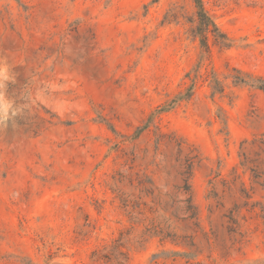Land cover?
Returning <instances> with one entry per match:
<instances>
[{
  "label": "rangeland",
  "instance_id": "obj_1",
  "mask_svg": "<svg viewBox=\"0 0 264 264\" xmlns=\"http://www.w3.org/2000/svg\"><path fill=\"white\" fill-rule=\"evenodd\" d=\"M201 1L204 34L194 0H0V264H264V0Z\"/></svg>",
  "mask_w": 264,
  "mask_h": 264
},
{
  "label": "trees",
  "instance_id": "obj_2",
  "mask_svg": "<svg viewBox=\"0 0 264 264\" xmlns=\"http://www.w3.org/2000/svg\"><path fill=\"white\" fill-rule=\"evenodd\" d=\"M194 1H195L196 6H197V15L199 18L200 27H201L203 34H204V32L213 31L216 28V26H215L214 22L211 20V18L209 17V15L207 14V12L205 11V9L203 8L202 1L201 0H194ZM237 79H238L237 80L238 82H247V83L249 82L251 84H255L259 88L264 89V83L260 84V81H264V80H256L257 82H253L252 80H249L245 77L237 78ZM258 81H259V83H258ZM163 134H165V133L162 132L160 129H158L157 137H156L157 138L156 143H159V140H160L159 138ZM169 136L171 138H174V133H170ZM261 142L264 144V140H261ZM183 143L186 144L187 153L185 154V158H184V164H185L184 169L181 172L183 184L180 186V189L183 191V194L185 195V198L182 201L185 202L186 209L190 213L189 217L192 218V217L197 215V211H196L195 205L192 203V198H191V194H190L189 179H190V176L192 174L194 165L200 161L201 157H200L198 150L192 144L187 142L185 139H181V138H180V140H178V142L176 144L178 147V153L179 154H181L183 152V148L181 147V145ZM251 170L253 171V177L256 178L257 175L259 176L258 173L254 172L255 169L251 168ZM242 192L247 197H249L245 186L242 187ZM227 217H228L229 223H230V225H229L230 230H235V229L239 228V222L236 218V213H235L234 209L229 211V214L227 215ZM118 241H119V239H117V241L113 245L111 251H114L115 249H118L121 246L120 244H118ZM99 252L100 251H98V250H94L92 252V255L95 256L96 260L101 259V256L109 258V255L111 254V252H107L106 254L101 255V254H99ZM125 259H126V257H125Z\"/></svg>",
  "mask_w": 264,
  "mask_h": 264
},
{
  "label": "clouds",
  "instance_id": "obj_3",
  "mask_svg": "<svg viewBox=\"0 0 264 264\" xmlns=\"http://www.w3.org/2000/svg\"><path fill=\"white\" fill-rule=\"evenodd\" d=\"M2 108H3V111L7 114L8 110L11 108V103L8 100H3ZM13 115H15L14 112H13Z\"/></svg>",
  "mask_w": 264,
  "mask_h": 264
}]
</instances>
